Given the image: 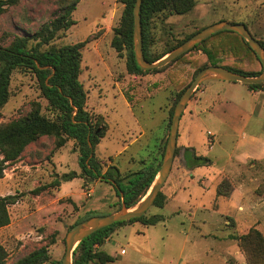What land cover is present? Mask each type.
Returning <instances> with one entry per match:
<instances>
[{"label": "rangeland", "instance_id": "rangeland-1", "mask_svg": "<svg viewBox=\"0 0 264 264\" xmlns=\"http://www.w3.org/2000/svg\"><path fill=\"white\" fill-rule=\"evenodd\" d=\"M195 2L185 14L170 16L164 23L160 18L154 22V53L164 51L169 42L223 20L247 24L264 40V0ZM124 7L123 0H80L72 13L74 23L66 36L55 41L57 46L86 41L81 49L80 80L87 91L88 110L101 114L106 127L96 154L104 170L114 164L122 176L154 160L162 161L171 109L180 91L172 78L191 77L195 71L189 65L174 64L158 73H128L126 50L119 54L112 46ZM58 8V0H22L8 7L0 16V42L9 44L11 33H34L50 21ZM226 33L213 35L209 41H220ZM246 87L238 82L207 81L195 90L185 111H192L202 98V105L207 107L225 98L236 104L254 102L255 97L244 92ZM202 88L204 93L198 102ZM10 89L0 124L27 114L33 101H40L47 113L48 101L32 72L14 70ZM204 115L201 121L191 124L187 133L184 127L190 123L185 116L182 118L172 169L162 188L165 202L163 206L153 204L145 213L149 217L160 215L162 221L149 226L133 222L117 227L99 246L114 257L107 264H247L246 253L234 235L245 234L251 228L264 235V159L230 164L222 172L224 158L233 152L240 135L229 130L227 119L210 112ZM260 123L264 124V106L260 117L254 116L250 125ZM186 144L193 145L198 155L212 158V164L189 168L183 157ZM71 171L77 177L39 194L35 192ZM9 194L18 195V201L9 205L10 224L0 228V245L7 251V264L43 245L49 246L51 257L44 264H59L72 224L123 209L112 185L102 180L86 182L73 139L60 148L53 137L47 136L30 144L18 161L8 164L0 179V196Z\"/></svg>", "mask_w": 264, "mask_h": 264}, {"label": "trees", "instance_id": "trees-1", "mask_svg": "<svg viewBox=\"0 0 264 264\" xmlns=\"http://www.w3.org/2000/svg\"><path fill=\"white\" fill-rule=\"evenodd\" d=\"M21 1L0 0V16L8 7L18 5ZM135 1L123 0L125 7L120 24L114 29L112 46L119 54L126 50V65L130 74L158 73L174 64L194 67L195 71L191 77H180L178 80L172 78L180 90L177 94L176 103L197 73L206 66L219 65L248 76L261 74L263 65L258 55L241 34L232 30H223L213 34L227 32L220 41L210 42L211 36L208 37L163 67L151 70L141 69L134 54L133 9ZM79 2L80 0H58L59 8L53 17L34 33L26 35L11 33L9 44L5 45L0 42V114L10 98L12 74L16 69L32 72L37 78L42 95L48 101L47 113L43 111V105L40 101H33L27 114L0 124V156L2 157L0 159V179L5 176L8 164L18 161L26 148L43 136L53 137L56 147L59 148L73 139L79 152L82 176L86 182L102 180L109 183L120 197L122 206L132 207L149 191L160 170L162 161L156 162L154 160L139 170L122 176L117 165H109L104 170L102 162L97 157L96 147L105 135L106 127L104 117L101 114L95 115L88 110L87 91L84 83L80 80L83 60L81 49L86 41L62 46L55 44L58 38L66 36L67 30L74 23L72 13ZM195 4V0H143L141 18L143 49L146 59L150 62L157 61L168 51L204 28L169 42L166 49L160 53H154L151 50L155 40L154 22L156 23L157 19L160 18L161 23H164V19L170 16L185 14L191 11ZM246 26L248 27L247 24ZM248 29L250 30L249 27ZM252 35L264 46V40L259 39L253 33ZM243 66L248 67V70H244ZM204 83L200 84L197 89ZM245 85L253 90L264 91V82ZM127 95V99L132 100L131 96ZM175 104L171 109L172 115ZM183 157L189 168L212 164L211 158L198 155L193 147H185ZM75 177H77L75 171L64 173L51 184L38 187L35 192L39 194L47 188L60 185L61 181L71 180ZM17 201L18 195L0 196V228L10 224L11 217L8 208L9 205ZM164 202L165 195L161 190L154 204L163 206ZM83 220H77L70 226L69 231L77 227ZM160 221H162L160 215L149 217L144 214L104 227L84 238L78 244L73 252V264H107L112 262L114 257L109 252L100 249L99 246L117 227L133 222H141L143 225L149 226ZM234 237L246 253L247 264H264V235L259 229L251 228L249 232L234 235ZM7 257L6 249L0 245V264H7ZM50 258L49 246L43 245L11 264H44L49 262ZM59 264H62V260L59 261Z\"/></svg>", "mask_w": 264, "mask_h": 264}, {"label": "water", "instance_id": "water-1", "mask_svg": "<svg viewBox=\"0 0 264 264\" xmlns=\"http://www.w3.org/2000/svg\"><path fill=\"white\" fill-rule=\"evenodd\" d=\"M142 2L143 0H136L133 9L134 54L137 64L141 69L151 70L163 67L181 55L185 54L194 48L195 45L204 41L213 34L223 30H232L241 34L249 42L251 48L261 60L263 70L259 75L248 76L219 65H209L201 69L193 81L183 91L174 107L170 125V133L167 139L161 167L147 194L132 207H126L123 205V209L121 211L109 213L103 216H92L83 220L74 229L68 231L65 237L66 250L62 264H73V252L84 238L104 227L112 225L115 222L140 217L144 215L154 204L155 199L162 190L172 169L177 149L181 117L193 93L200 84L210 80L235 81L245 84H258L264 82V46L252 35L251 31L244 23H232L225 20L215 22L204 27L202 30L198 31L190 38L185 40L182 44L168 51L157 61L150 62L148 59H146L143 49V29L141 18Z\"/></svg>", "mask_w": 264, "mask_h": 264}, {"label": "crops", "instance_id": "crops-1", "mask_svg": "<svg viewBox=\"0 0 264 264\" xmlns=\"http://www.w3.org/2000/svg\"><path fill=\"white\" fill-rule=\"evenodd\" d=\"M227 87H231L233 89H240V87H236L234 85H229ZM244 92L246 94H249L250 96L255 97L254 102H250L249 104L246 103L245 105L236 104L229 98H225L218 100L212 106L207 107L202 105L203 98L201 99V95L204 93V90L202 88L200 89V97L198 99V102L201 99V103H195V105L192 107V111H184L180 120L181 124L182 118L183 116H185V121L187 123H190L189 126L184 127L186 133L190 129L191 124H193L194 122L196 123L198 121H201V119L205 116L204 114H207L209 112L213 115H217L221 118H225L228 120L226 122H228L230 126L229 130L238 133V135L240 136L236 138L237 142L235 143L233 152H231L226 159L224 158L225 161L222 164V172L229 168L230 164H232L233 166L237 164H243V162L251 159L256 161L264 159V124L260 123V125L256 127L250 125L251 119H253L254 116L260 117L262 108L264 106V102L262 103V99L264 98V91L253 90L247 86ZM184 147L195 148L193 145L187 144L184 145ZM218 158L219 160H221L220 157H217V159ZM215 163H217L216 160L214 161V164Z\"/></svg>", "mask_w": 264, "mask_h": 264}, {"label": "built area", "instance_id": "built-area-1", "mask_svg": "<svg viewBox=\"0 0 264 264\" xmlns=\"http://www.w3.org/2000/svg\"><path fill=\"white\" fill-rule=\"evenodd\" d=\"M124 252V251H123Z\"/></svg>", "mask_w": 264, "mask_h": 264}]
</instances>
